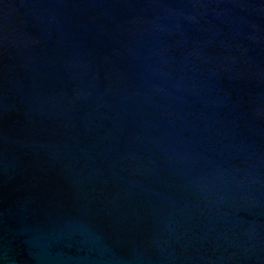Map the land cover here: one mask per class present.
<instances>
[{"label": "water", "instance_id": "obj_1", "mask_svg": "<svg viewBox=\"0 0 264 264\" xmlns=\"http://www.w3.org/2000/svg\"><path fill=\"white\" fill-rule=\"evenodd\" d=\"M0 264H264V0H0Z\"/></svg>", "mask_w": 264, "mask_h": 264}]
</instances>
